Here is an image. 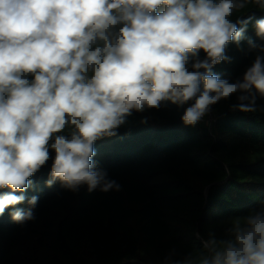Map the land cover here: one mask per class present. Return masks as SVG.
Segmentation results:
<instances>
[{
	"label": "clouds",
	"instance_id": "1",
	"mask_svg": "<svg viewBox=\"0 0 264 264\" xmlns=\"http://www.w3.org/2000/svg\"><path fill=\"white\" fill-rule=\"evenodd\" d=\"M254 2L264 8V0ZM245 3L0 0V215L27 202L28 210L15 208L11 218L35 219L38 197L23 193L50 158L48 186L119 190L93 160L94 145L117 135L134 111L193 101L182 121L194 126L234 93L233 109L256 111L253 90L264 97V44L247 41L258 54L242 79L212 71L230 59L229 43L239 48L245 38L252 17L230 19ZM253 27L264 40V18ZM168 264H264V202L231 221L226 238L210 235L200 250Z\"/></svg>",
	"mask_w": 264,
	"mask_h": 264
},
{
	"label": "trees",
	"instance_id": "2",
	"mask_svg": "<svg viewBox=\"0 0 264 264\" xmlns=\"http://www.w3.org/2000/svg\"><path fill=\"white\" fill-rule=\"evenodd\" d=\"M249 17L240 47L229 43L230 59L212 69L221 79H242L258 54L249 39L264 44L253 27L264 8L254 0L230 19ZM253 93L256 111L233 109L234 93L194 126L182 121L193 101L134 111L117 135L94 145L93 160L119 190L48 186L50 158L23 193L38 197L35 219L11 218L15 208L27 211V202L0 215V264H168L200 250L210 235L226 238L231 221L264 202V97Z\"/></svg>",
	"mask_w": 264,
	"mask_h": 264
}]
</instances>
